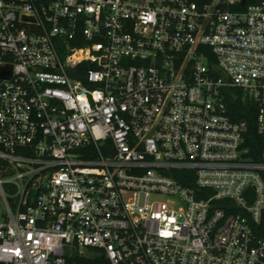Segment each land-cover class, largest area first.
<instances>
[{
    "label": "built area",
    "instance_id": "1",
    "mask_svg": "<svg viewBox=\"0 0 264 264\" xmlns=\"http://www.w3.org/2000/svg\"><path fill=\"white\" fill-rule=\"evenodd\" d=\"M263 218L264 0H0V264H264Z\"/></svg>",
    "mask_w": 264,
    "mask_h": 264
},
{
    "label": "trees",
    "instance_id": "2",
    "mask_svg": "<svg viewBox=\"0 0 264 264\" xmlns=\"http://www.w3.org/2000/svg\"><path fill=\"white\" fill-rule=\"evenodd\" d=\"M227 106L232 117L246 123L247 132L244 136V147L248 149V157L254 161L262 160V140L257 133L256 117L258 108L250 102H243L241 96L237 94L236 98L229 97ZM260 236L264 238V218L260 227ZM84 260H79L78 264H82ZM90 261V260H89ZM96 262V261H93Z\"/></svg>",
    "mask_w": 264,
    "mask_h": 264
}]
</instances>
